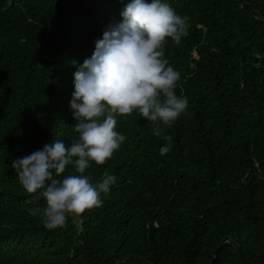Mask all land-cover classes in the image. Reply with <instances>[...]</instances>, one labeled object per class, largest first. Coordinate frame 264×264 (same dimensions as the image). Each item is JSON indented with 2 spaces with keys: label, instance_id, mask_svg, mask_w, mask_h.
Listing matches in <instances>:
<instances>
[{
  "label": "trees",
  "instance_id": "16d2710c",
  "mask_svg": "<svg viewBox=\"0 0 264 264\" xmlns=\"http://www.w3.org/2000/svg\"><path fill=\"white\" fill-rule=\"evenodd\" d=\"M129 2L0 0V264H211L228 236L242 253L226 243L213 264H264V0H165L190 23L165 46L189 101L170 151L138 113L119 116L125 142L85 173L117 177L102 206L53 230L29 214L46 201L11 165L76 138L74 73Z\"/></svg>",
  "mask_w": 264,
  "mask_h": 264
},
{
  "label": "clouds",
  "instance_id": "9594fccd",
  "mask_svg": "<svg viewBox=\"0 0 264 264\" xmlns=\"http://www.w3.org/2000/svg\"><path fill=\"white\" fill-rule=\"evenodd\" d=\"M121 15L123 21L108 25L74 73L70 108L76 138L70 145L57 139L11 165L26 192L45 199L46 207L28 212L49 230L66 228L70 217L78 225L83 213L102 206L101 194L116 183L114 175L94 183L85 173L91 162L104 165L125 142L117 117L135 112L149 121L153 135L166 141L163 156L172 146L165 130L188 115V99L176 94L180 73L165 57V46L169 39L179 45L188 35L189 17L165 0H130ZM69 165L76 174L64 176Z\"/></svg>",
  "mask_w": 264,
  "mask_h": 264
},
{
  "label": "water",
  "instance_id": "95a60500",
  "mask_svg": "<svg viewBox=\"0 0 264 264\" xmlns=\"http://www.w3.org/2000/svg\"><path fill=\"white\" fill-rule=\"evenodd\" d=\"M226 243H232V244L236 247V249H237L240 253H242V252H241V247H240L235 241H233V239H232L230 236L225 237V238L222 240L221 244L218 246V248L214 251V253H213V261L211 262V264H213L214 260L216 259V256H217L218 251H219V250H220V249H221Z\"/></svg>",
  "mask_w": 264,
  "mask_h": 264
}]
</instances>
